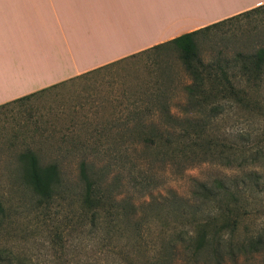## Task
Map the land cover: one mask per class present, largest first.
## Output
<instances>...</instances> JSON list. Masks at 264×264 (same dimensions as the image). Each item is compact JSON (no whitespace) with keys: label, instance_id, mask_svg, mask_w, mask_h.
<instances>
[{"label":"rangeland","instance_id":"1","mask_svg":"<svg viewBox=\"0 0 264 264\" xmlns=\"http://www.w3.org/2000/svg\"><path fill=\"white\" fill-rule=\"evenodd\" d=\"M192 42L189 65L206 68V89L217 85L213 75L223 71L229 84L253 101H201L205 109L220 108L213 116L205 110L198 115L206 125L192 149L207 156L190 158L189 149L186 158L174 150L187 139L172 145V158L164 146L152 153L128 147L136 142L129 129L137 122L165 119L159 106L181 118L191 102L185 87L192 79L174 44L0 108V264H215L206 252L195 254L189 242L201 225L210 223L207 233L217 231L233 249L264 232V159L247 158L254 151L264 153V65L252 80V72L244 73L237 61L238 55L264 50V8L200 31ZM24 153L41 166L57 164L60 184L51 198L39 199L22 179ZM230 154L244 157L239 159L246 161L244 171H257L259 179L245 180L235 201L195 197L197 182L244 176L225 165ZM83 159L90 162L99 198L88 203L78 175ZM100 182L102 188L112 187L116 203L108 195L100 202ZM169 192L182 201L170 205ZM222 258L220 264H264V254L232 258L222 253Z\"/></svg>","mask_w":264,"mask_h":264},{"label":"crops","instance_id":"2","mask_svg":"<svg viewBox=\"0 0 264 264\" xmlns=\"http://www.w3.org/2000/svg\"><path fill=\"white\" fill-rule=\"evenodd\" d=\"M264 0H0V107Z\"/></svg>","mask_w":264,"mask_h":264},{"label":"trees","instance_id":"3","mask_svg":"<svg viewBox=\"0 0 264 264\" xmlns=\"http://www.w3.org/2000/svg\"><path fill=\"white\" fill-rule=\"evenodd\" d=\"M263 8L264 4L242 12L233 17L219 21L203 29L183 34L167 43L174 44L183 53V59L186 64V69L192 79V84L186 86L185 91L187 93V98L191 102L195 103L190 102L185 106V108H183L181 118H177L176 116H174L173 113L168 109V107H164L163 105L159 106L160 113L164 116L165 119L162 122H137V124L129 129L132 131L136 142L129 143L128 147L133 148L141 146V148H144L145 151H149L152 153L159 150L161 146H164L170 149V155H168L170 158H172L171 151H173L174 148L172 145L179 139H187L189 140L187 144L180 145L181 141H179V143L175 144L178 147L174 148V150L177 149L178 151L180 149L179 152H184L183 155L187 158L185 152L189 149H192L193 147L198 146V144L193 141L199 138V134H201L205 129L206 123L202 122V117L198 115H202V112L205 110V112H207V117L213 116L217 114L218 110L220 109L219 104L218 106L217 104L211 105V107L205 109L201 101H204L208 98H213L217 100L220 99L224 101H231L238 104H249L253 102L251 99H249L251 98L249 96V93L247 94V92L243 90L234 89L229 84L228 76L223 71L216 75H213V78L217 85L213 88L206 89L204 85L205 77H209L210 74L207 72L206 68H203L202 66L198 68L190 66L189 58H191L193 51V36L198 34L200 31H204L211 27L229 22L231 20L250 15L252 13L258 12ZM161 46L163 45H158L153 48ZM237 61L241 62L243 66V72L246 73L247 69H249L250 73L252 72V80H256L258 77L256 75L257 69H260V67L264 65V50L259 49L254 54L250 55H238ZM32 94L13 100L12 102L23 100ZM6 105L1 106L0 108ZM115 146L117 147V145ZM115 149L114 151H116ZM195 151L196 150L194 149L189 151L191 153L190 158H196L201 153L203 154V156H207L209 154L206 151H204L205 153L201 151V153L197 155ZM249 154L250 155L247 158H251V162L252 160L256 161L259 159H264V153H262V151L258 150ZM241 156L244 155L242 154ZM224 158H226L225 165L227 167L240 170V172H243L244 176H242L240 180L223 176L219 179L214 180L212 184L197 182L195 185L196 191L198 192L195 193V197L197 196L198 198L200 197L204 200L214 199L218 202L228 198L235 201V199L241 195L240 187L241 185H243L245 180H249V177H252L253 181L259 179L260 173H258L257 171H244L246 161H239L240 158L244 157H237L236 154H230ZM19 159L20 162L23 163L21 177L26 185L31 189L33 194L44 201L51 198L53 190L60 184V172L58 170L57 164L52 163L46 166H41L38 164L34 156L27 153H24L22 156H20ZM89 163L90 162L86 161L85 159L78 162V175L84 185V202L86 203L92 202L94 199H99L95 198V187H97V182L92 179L89 173L91 167ZM111 188L112 187L108 185L106 186V188H102V183L100 182V202L102 201L104 196L108 195V197H111V200L116 203L113 195L110 192ZM169 196L171 203H173L170 204L169 202V204L172 206H176L180 201H182L181 198L177 197L172 192H169ZM209 225L210 223H208L207 225H201L197 231L188 236L189 242L191 243V247L193 248L195 254H199L202 251L206 252L207 255L216 262L215 264H220L221 262H223L222 253H225L232 258L236 257L239 253L264 254V232L256 234L255 236L249 238L247 242H242L238 245V247H235L236 249H233V245L231 244L230 240H226L224 236L218 235L217 231L212 233L213 235L207 233V228L209 227ZM214 230H216V228H214ZM226 241L227 245L224 246Z\"/></svg>","mask_w":264,"mask_h":264}]
</instances>
